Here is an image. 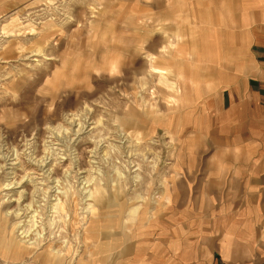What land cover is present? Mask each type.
Instances as JSON below:
<instances>
[{"label": "rangeland", "instance_id": "1", "mask_svg": "<svg viewBox=\"0 0 264 264\" xmlns=\"http://www.w3.org/2000/svg\"><path fill=\"white\" fill-rule=\"evenodd\" d=\"M209 1L82 0L74 5L76 21L62 28L48 45L54 48L58 58L48 61L46 68L29 80L26 75H16L15 79L10 75L22 71L24 64L30 62L27 51L21 54L17 50V41L24 44L37 41L35 28L44 17L37 15L38 7H29L32 0H0V31L8 27L19 29L21 33L15 37H0V46L12 41L8 49L0 51V85L3 86L0 92L10 89L20 96L19 102H12L8 97L0 102V116L11 122L27 114L34 101L40 99L38 90L48 86L56 88L64 82L74 84L63 105L65 109L75 107L76 93L89 80L96 92L82 95L96 98L107 91L112 81L98 79L91 69L123 56L134 64L138 75L155 69L152 77L163 80L168 86H156V91L163 92L168 103L159 102L158 111L142 110L129 105L120 95L133 91L132 80L126 74L114 94L120 99L118 114L125 115L123 109H128L126 130L135 129L145 135L154 133L161 145H171L163 149L160 165L169 186L167 189L159 184L154 186L153 192L161 199L148 203L135 217V223L126 226L121 223L132 207L123 196L117 198L110 192L106 199L94 204L90 212L83 213L82 222L80 213L87 205H80L76 198L62 208L68 220L65 238L69 244L63 245L66 256L57 258L51 254L62 248L60 241L46 242L39 249L13 247L10 224L0 222V264H186L195 260L196 248L211 244V238L215 237L219 244L222 240L228 250L238 245L257 259L264 256V160L251 163L255 168L251 171L245 158L253 152L232 139L227 145L226 140L219 137L218 123L212 122L208 105V96L214 94L216 88L212 89L204 80H196L210 72L206 71L210 65L204 60L200 62L204 50L189 48L200 43L202 37L211 35L206 25L212 17L217 20L224 15V4L213 0L211 9ZM97 2L100 3L98 8L95 7ZM207 5L209 7H205ZM196 22H203V27L208 28V32L203 30V36L197 31ZM30 24L33 30L23 35ZM160 48L166 51L161 53ZM196 53L199 67H203L202 74L189 64L190 54ZM45 118V108L41 105L34 121L41 127L38 136L42 135ZM22 127L0 125L8 145L19 143L18 129ZM82 149L83 145H77V151ZM214 153L221 160L208 162L207 156ZM79 167L82 180L86 176L83 171L86 161L80 162ZM13 168L9 164L6 169L9 178ZM21 187L31 190L27 182ZM253 188L259 190L252 192ZM126 195H133L132 190ZM243 200L245 207L234 209V202ZM27 202L26 198L23 203ZM15 206L13 201L5 205L4 210ZM247 219L250 223H244ZM74 234H78V245L72 243Z\"/></svg>", "mask_w": 264, "mask_h": 264}, {"label": "clouds", "instance_id": "2", "mask_svg": "<svg viewBox=\"0 0 264 264\" xmlns=\"http://www.w3.org/2000/svg\"><path fill=\"white\" fill-rule=\"evenodd\" d=\"M81 2L32 0L29 7H38L40 11L37 15L44 19L35 28L37 41L27 44L17 41V50L21 54L27 51L30 62L24 64L22 71L10 73L13 79L16 75L35 79L36 74L46 68L48 61L58 58L54 48L50 49L48 45L54 42L55 34L76 21L74 5ZM95 7H100V3H95ZM32 30L30 24L22 34L27 35ZM20 34L19 29L8 27L0 31V37L4 38ZM11 43L9 40L0 46V51L8 49ZM165 51L164 48L159 49L161 53ZM91 71L98 79L112 81L107 91L96 98L88 99L82 95L96 92L89 80L76 93L75 107L65 109L63 105L74 84L64 82L56 88L48 86L38 90L40 99L34 101L27 114H21L11 122L0 116V125L8 128L23 126L18 129L19 143L12 145L6 143V134L0 128V222L10 224L13 247L39 249L46 242L60 241L62 248L51 254L57 258L64 257L68 253L63 245L69 244L65 238L68 220L67 213L62 211L64 205L76 198H79L80 205H87L80 213L82 222L83 213L90 212L92 206L106 199L110 192L117 198L123 196L126 203L132 205L126 213L127 218L121 221L126 226L135 223V217L148 203L161 199L153 192L154 186L159 184L165 189L169 186L160 165L163 149L171 145H161V140L154 138V133L145 135L135 129L127 131L128 109H123L125 115H119L120 99L114 95L127 74L132 80L130 87L133 91L121 93V97H125L129 105H136L142 110L158 111L157 104L161 101L168 103V100L163 92L156 91V86H168L163 84V80L157 81L152 77L155 69L138 75L134 64L123 56ZM6 97L12 102H19L20 99L19 94L10 89L0 92V102ZM41 105L45 108L46 118L42 135L38 136L41 127L34 121ZM77 145H83L82 151H77ZM82 161H86L87 167L83 169L86 176L80 180L82 170L79 165ZM9 164L14 166L10 178L6 173ZM57 172H60L59 176ZM25 182L31 186L30 191L21 187ZM129 189L133 193L131 196L126 195ZM26 198L28 202L23 203ZM13 201L16 206L4 210V206ZM72 243L79 244L78 234L73 235Z\"/></svg>", "mask_w": 264, "mask_h": 264}, {"label": "crops", "instance_id": "3", "mask_svg": "<svg viewBox=\"0 0 264 264\" xmlns=\"http://www.w3.org/2000/svg\"><path fill=\"white\" fill-rule=\"evenodd\" d=\"M217 2L224 4V15L208 21L206 26L209 25L211 35L202 37L196 45H189L190 49L204 50L200 62L204 60L210 65L206 68L210 72L196 80H204L209 87L216 88V92L208 96V105L212 122L218 123L217 134L226 140L227 145L232 139L247 151H252V155L248 154L245 160L254 171L251 163L264 160V0ZM208 3L213 9L214 1ZM201 23L196 22L195 26L203 36V30L208 28ZM188 60L193 69L202 74L199 55L190 54ZM207 159L208 162L221 160L217 153L209 154ZM188 184L193 187L191 182L188 181ZM194 185L199 186L197 182ZM257 190L251 189L252 192ZM244 207V200L234 202V209ZM246 222L250 223V220ZM210 243L196 248L195 260L186 264H264V256L257 259L238 245L228 250L222 240L219 244L217 237L214 240L211 238ZM216 248L218 251H215Z\"/></svg>", "mask_w": 264, "mask_h": 264}]
</instances>
